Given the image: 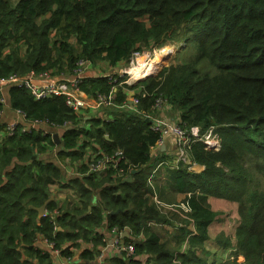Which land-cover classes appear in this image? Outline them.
Returning a JSON list of instances; mask_svg holds the SVG:
<instances>
[{"label":"trees","instance_id":"16d2710c","mask_svg":"<svg viewBox=\"0 0 264 264\" xmlns=\"http://www.w3.org/2000/svg\"><path fill=\"white\" fill-rule=\"evenodd\" d=\"M169 44L183 46L175 62L157 74L130 85L128 76L119 74L111 75L115 81L86 77L80 85L90 97L116 88L119 105L126 98L124 87L143 85L136 94L138 112L110 107L86 119L66 105L64 96L38 99L24 82L0 87L5 101L0 103V264H55L52 253L38 245L44 240L70 262L71 247L91 243L78 257L92 263L102 255L97 246L105 244L101 229L106 223L110 231L143 232L135 251L148 255L149 264H264V0H0V79L45 72L71 77L80 59L94 65L105 61L115 69L129 64L136 52ZM159 96L178 112L180 123L198 126L202 134L213 128L221 140L217 150L193 143L191 164L181 161L169 169L172 193L185 194L183 203L192 210L186 222L194 230L182 233L185 252L148 227L171 223L146 195L151 172L166 157L164 152L152 157L161 136L144 117L155 112ZM5 107L15 114L8 122L17 124L11 135L2 132L8 124L1 116ZM36 120L64 129L59 145ZM94 142L107 151L122 148L133 171L141 172L131 183L92 173L68 180L53 160L44 158L58 150L61 158L75 161ZM193 164L204 169L192 171ZM77 169L87 173L86 165ZM55 185L75 188L78 205L53 199L46 209L59 213L40 217L37 208L50 200ZM210 197L238 205L235 239L221 232L213 240L231 249L221 262L210 259L206 249L209 229L221 214ZM101 264L143 262L115 256Z\"/></svg>","mask_w":264,"mask_h":264},{"label":"built area","instance_id":"2783aa9c","mask_svg":"<svg viewBox=\"0 0 264 264\" xmlns=\"http://www.w3.org/2000/svg\"><path fill=\"white\" fill-rule=\"evenodd\" d=\"M141 54L142 53L140 52L134 53V58L140 57ZM92 65L93 64L90 60L80 59L77 62L76 68L74 69L73 76L69 78H64L65 76H52L50 73L47 72L41 73L39 76H35V73H32L27 77L11 76L8 79H0V87H2V85H6L7 83L24 82L27 86L32 88L33 94L38 99L46 98L53 95H56L57 97L64 96L66 105L78 116L83 118L85 115L86 119L91 118V116L85 114L87 113L84 112L85 110L98 113L101 112L100 110L105 108L119 107L123 110H126L127 112H138L141 100L139 96L134 93H127L126 98L119 105L114 100L116 97V88L113 89V91L110 92L108 95L98 94L96 97H90L89 95H86L84 92L81 91L80 85L83 79L86 78L87 70ZM105 76L112 78L111 75ZM113 81L115 80L113 79ZM4 102V99L0 98V103ZM153 108L155 111L161 112H165L172 109L171 104L167 101L165 97L162 96L157 97ZM144 117L150 123V129L159 133L161 136L157 146L162 145L164 139L167 136H173L175 138L177 151L176 156L174 158L175 166L173 167V169L176 168L179 162L181 161L191 164L189 152L193 143L201 141L204 143L206 149L214 150L219 149L221 145V140L218 135L214 134L213 128H210L204 134H202L198 126L187 127L183 123L174 122L170 119L165 118L164 116L159 117L153 114H146ZM36 124L37 126L39 124H44L46 126V122L44 121L36 120L35 125ZM89 125L90 124H87V127H89ZM16 126V123H8L4 126L2 132H6L8 135H11L14 133ZM55 128L56 127H54L53 129ZM105 137L109 138L108 135H106ZM83 141L84 139L82 138L81 142ZM83 154L85 155L86 159V164L84 165L87 166V173L73 172L68 169V172L71 175L85 176L89 175L88 173H92L97 179L109 177V175H111L110 177L113 181H124L132 175L134 166L129 163L122 148L114 147L111 151H107L101 145H98L96 142H94L92 144V147L87 146L83 149ZM66 163L69 165L68 159L66 160ZM164 164H166V161H161L158 164L157 168L154 169V171L150 174L148 178V186L151 189L149 194L151 193V195L155 199L158 198V190L156 184L154 185V173L157 172L158 168ZM194 165L196 164L190 166V170ZM105 181H107V179H105ZM182 206L189 214L192 212L188 205L183 203ZM58 213L59 211L57 209L51 212L46 209L43 215H49L52 218H55ZM155 225L156 223L152 222L148 224V227ZM55 227L58 228L56 222ZM125 231H128V237L124 235ZM110 232L111 238L108 240V247L110 250L115 251V256L120 258L124 256L127 259L134 258L137 260H141L143 264L147 263L148 255L145 254L139 256L135 251L136 243L145 239L143 232L140 233V235H137L133 233L130 228L127 227H113ZM127 238H130V240H126ZM44 242L47 244V251L51 252L52 255L57 257H63L61 249L56 248L54 243L48 242V240H44ZM70 250L74 251V248L71 247ZM65 259L67 261L70 260L69 258Z\"/></svg>","mask_w":264,"mask_h":264},{"label":"rangeland","instance_id":"374dc122","mask_svg":"<svg viewBox=\"0 0 264 264\" xmlns=\"http://www.w3.org/2000/svg\"><path fill=\"white\" fill-rule=\"evenodd\" d=\"M182 46L183 45H180V44H169L163 49H158L155 51H146V52L142 53L140 57H138V58L135 57L129 64H121L119 67H117L115 69L116 71L108 69L106 64H102L101 62L97 63V64L102 65V70L106 74H110V75L119 74V75H121V77L128 76L127 77L128 82H126V83L128 85H130L133 82H135L137 79L145 78L147 75H150L153 73L157 74L164 67H168L171 63H174L175 59H176L175 54L177 51H179L181 49ZM158 57H159V60H158ZM142 64H144V65L150 64V66L152 65L153 67L151 66V70H146L144 75L141 77H138V78H132V76L127 73V71H130L133 67L140 66ZM124 89L127 91V93L139 94L142 91V89H145V87L142 85V86H139L137 89H134V90L133 89H127L125 87H124ZM106 110H108V109L105 108V109H102L100 111L105 112ZM171 110H173V109H171ZM171 110H168V111H170V113H169L170 116H172ZM84 112H87L85 114H88V115H92L94 113L93 111H89V110H85ZM90 112H93V113H90ZM101 112H98L97 114H99ZM43 130L50 132L53 135L58 134L59 137H62L63 132H64V129H58V128L53 129V128H49V126H45L43 128ZM81 135H84V134H81ZM56 152L50 153L48 156V159H53L55 161H57V160L63 161V158L59 157L58 155L56 156ZM160 153L161 152L159 150H154L153 155H157V157H160V155H161ZM164 160L167 161V163L169 164L170 162H172L174 160V156H166L164 158ZM70 162L73 163L74 160H71V158L68 159L69 165H70ZM67 168L70 169V167H67ZM158 169L159 170H157L158 171L157 174L154 173L155 174V184H156L157 190H158V198L155 199L151 195V193L150 194L148 193L147 197L150 199V205H154L161 213L165 214L168 217V219L170 220V222H171L170 224H163V225H170V226L172 225V227L174 226V227H177L179 229L177 232V238H176L177 240H176L175 250H180L184 241H185V240H182V233L185 231H188L189 230L188 226L192 223L186 222V219L184 218V213L182 212V210H180V209L174 210V209H166L165 208V204L163 203V201L168 202L166 200H170V196H172V194H173L171 191L172 185H170V187L167 185L168 179H169V171H170L169 169L170 168L168 165L164 164L161 167H159ZM71 171H73V170H71ZM73 172H75V171H73ZM66 188H70L71 190H73V193L76 194L75 188H72V187H66ZM53 192H55L57 194H60V193H66V195L69 194V191L60 189L58 186L53 187ZM76 197H77V195L75 197H71L70 200L68 198H59V200L63 202V203H61V205L64 203H67L68 205L72 204L74 206V205L78 204V202L75 201ZM217 200H219V199H217ZM213 201H215V200H213ZM213 203H214L213 205L211 203L213 209L216 211H220L221 214L219 216L218 221H216L212 224L211 234H217L218 235L221 232H225L226 235H228L229 237H231L234 240L235 239V231H236V228L238 226V221H239L237 203L224 202L222 205H218L215 202H213ZM63 206H66V205H63ZM178 215L180 216V218L182 219L183 222L180 223V219H179ZM180 224H184L185 227L180 226ZM156 225H159V224H156ZM153 229L155 231L165 233V231L158 226L153 227ZM109 235H110V233H109ZM163 237H165V236H163ZM110 238H111V236L105 237L104 238L105 244H99L97 246V248L100 249L101 251L105 252V254H106V251L109 250L108 240ZM186 245H188V244H186ZM92 246L93 245L91 243H82L81 249L86 248V247H92ZM207 246L210 249L208 251H210L212 254L210 256V259L214 258L217 262H221V261L225 260L228 253L231 251L230 248L218 247L215 242L211 243V240L207 241ZM81 249L74 248V251H75L74 257L77 256V258H79L78 256H79V252L81 251ZM106 258H108V257H106ZM99 259H100V261L102 260V258H99ZM240 259H242V257H240ZM97 261H95L93 263L96 264ZM147 264H149V263H147Z\"/></svg>","mask_w":264,"mask_h":264},{"label":"crops","instance_id":"0c3cea01","mask_svg":"<svg viewBox=\"0 0 264 264\" xmlns=\"http://www.w3.org/2000/svg\"><path fill=\"white\" fill-rule=\"evenodd\" d=\"M101 63L102 64H106V66L108 67V69L113 70V71H116L115 70L116 68L115 69H111L110 66L108 65V63H106L105 61H102ZM105 75H108V74H106V73L103 72L102 65H100V64H95V65L93 64L91 67H89L88 71L86 72V77H90V78L100 77V76H105ZM69 77H70L69 75H66L64 78H69ZM131 94H133V93H131ZM4 104H5V102H4ZM6 109L7 108L5 107L3 109V111L1 112V116H2V119H3L4 123H8L10 121H13L12 119L15 117V114L12 111L6 110ZM171 112H172V116L169 115L170 111H165V112L155 111L153 113V115L159 116V117L160 116H164L165 118L170 119V120H172L174 122H180L178 112L176 110H174V109L171 110ZM90 113H93V112H90ZM96 143L99 145L98 142H96ZM154 150H159L161 153L164 152V154L166 156H174V158H175L176 151H177V145H176L175 138L173 136H167L164 139V142H163L162 145L156 146L155 148H153V150H152V157L156 156V155H153ZM53 152H56V156L58 155V150L52 151L51 153H53ZM49 154L47 156H44V158L46 160H53V159H48ZM67 159H70V158L69 157H65V158H63V161L62 160H59L58 161L57 159H56L57 161H55V160H53V161L56 163V165H58L63 170L65 176H67V179L70 180V179H74V176H72L68 172V169L69 168H67V167H70V170H73L75 172H80L77 169V167L86 164V159H85V155L83 154V156L81 158L76 159L73 163L70 162V165H68V166H67V163H66V160ZM166 165H168L170 169H173V167L175 166V162L173 160L172 162H170L168 164L167 161H166ZM203 169H204L203 166L196 164V165H194L192 167L191 170L192 171H195V172H201ZM157 172H155V174H157ZM155 174H154V178H155ZM75 178L84 179V175H77ZM170 178L171 177H170V172H169V179ZM100 179H102V178H100ZM169 179H168V181H169ZM125 183H130V182H125ZM154 185H155V183H154ZM167 185L170 187V185L168 183H167ZM55 186H58V185H55ZM53 187L54 186L51 187V190L52 191H53ZM60 189L69 191V194L68 195H66V193L57 194V193L53 192V196H51V197L53 199L58 200L60 203H63V202L60 201L59 198H68L70 200L71 196L72 197H75L76 196V194L73 193V191L70 188H60ZM172 190L173 189H171V191ZM149 192H150V188H147L146 195H148ZM95 195H98V193H95ZM95 197L96 198L94 199V203L95 204H98V202L100 201V197H98V196H95ZM185 199H186V195L185 194H177V193H175V194H172V196H170V200H166L168 202H164L163 201V203L165 204V208L166 209H174V210H179L180 209V210H182V212L184 213V218L189 221L190 220L189 213L182 206L183 201ZM213 200H215V201H213ZM209 202L212 203V205L214 204L213 202H215L218 205H222L224 202H228V201H225V200H217V199H215L213 197H210ZM179 219H180V223L183 222L182 219L180 218V216H179ZM155 226H158V227L162 228L165 231V233H161L159 231H156V232H158L160 234V236H161V238H162L163 241H167L168 240V243L170 242V244L172 246L173 245H176L177 232L179 230L177 227H174V226L172 227V225L170 226V225H163V224H159V225H155ZM155 226H151L150 228L153 229V227H155ZM180 226L185 227L184 224H180ZM108 227H109V225L108 224H105V226L103 227V229H101V233H103L105 235V237H110L111 236V232H110V229ZM188 228H189V230L191 229L193 231L194 230L193 224H190L188 226ZM109 233H110V235H109ZM216 235L217 234H211V227H210V229H209V237L211 238V243H214L213 240L216 237ZM163 236H165V237H163ZM186 244H188V243L187 242H184L183 243V245H182V247L180 249L181 252H185L186 251V247H187ZM38 245H39L40 248H42L44 250H48L47 244L44 241H41ZM86 248L91 249L92 247H86ZM206 249L210 250L208 246L206 247ZM111 251L109 249L108 251H106V254H105V252L102 251V255L100 257V258H102V260L100 261V259H99L96 262V264H101L102 262H104L105 259H107L106 257H115V255H114V252L115 251H113V250H111ZM73 258H74L73 261H75L78 264H86L83 260L77 259V256L76 257H73ZM122 259L128 260L124 256H122ZM53 260H54V263L55 264H73V261H71L69 263V261H67L65 258H63V257H57V256H54V255H53ZM90 264H94V263H90ZM150 264H152V262Z\"/></svg>","mask_w":264,"mask_h":264},{"label":"water","instance_id":"95a60500","mask_svg":"<svg viewBox=\"0 0 264 264\" xmlns=\"http://www.w3.org/2000/svg\"><path fill=\"white\" fill-rule=\"evenodd\" d=\"M89 119H90V118H89ZM53 137L56 139V144L59 145V144H60L61 137H59L58 134H54ZM140 172H141V169L134 170V171L132 172V175H131L129 178H127L126 180H124V182H130V183H131L132 180H133V175H134V174H138V173H140ZM52 199H53V198L51 197L50 200L47 201L43 206H41L40 208H37V211H38L40 217L45 213V211H46V205H47ZM124 235H125L126 237H128V231H125ZM77 259H79V258H77ZM84 262H85L86 264H89V263H90L89 261H84Z\"/></svg>","mask_w":264,"mask_h":264},{"label":"bare ground","instance_id":"6f19581e","mask_svg":"<svg viewBox=\"0 0 264 264\" xmlns=\"http://www.w3.org/2000/svg\"><path fill=\"white\" fill-rule=\"evenodd\" d=\"M159 60V57H158ZM156 62V61H155ZM141 64V63H140ZM148 65V64H147ZM146 64H142L140 66L133 67L129 73L132 75V78H138L144 75L146 70H151L150 64L147 66ZM153 67V66H152ZM142 74V75H141ZM149 74V73H148ZM146 76V75H145ZM148 76V75H147Z\"/></svg>","mask_w":264,"mask_h":264},{"label":"clouds","instance_id":"9594fccd","mask_svg":"<svg viewBox=\"0 0 264 264\" xmlns=\"http://www.w3.org/2000/svg\"><path fill=\"white\" fill-rule=\"evenodd\" d=\"M127 73L130 74L129 71H127ZM108 75H110V74H108ZM130 75H131V74H130ZM131 76H132V75H131ZM105 77H106V76H105ZM126 82H127V81H126ZM86 95H87V94H86ZM61 138H62V137H61ZM107 139H108V138H107Z\"/></svg>","mask_w":264,"mask_h":264}]
</instances>
